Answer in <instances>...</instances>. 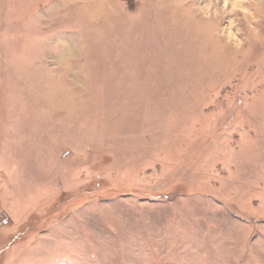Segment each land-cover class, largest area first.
I'll return each mask as SVG.
<instances>
[{
	"label": "rangeland",
	"instance_id": "374dc122",
	"mask_svg": "<svg viewBox=\"0 0 264 264\" xmlns=\"http://www.w3.org/2000/svg\"><path fill=\"white\" fill-rule=\"evenodd\" d=\"M0 264H264V0H0Z\"/></svg>",
	"mask_w": 264,
	"mask_h": 264
}]
</instances>
